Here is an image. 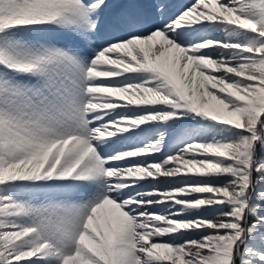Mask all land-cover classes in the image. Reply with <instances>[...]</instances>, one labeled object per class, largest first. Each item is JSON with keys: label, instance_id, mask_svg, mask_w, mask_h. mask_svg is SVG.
<instances>
[{"label": "snow or ice", "instance_id": "obj_1", "mask_svg": "<svg viewBox=\"0 0 264 264\" xmlns=\"http://www.w3.org/2000/svg\"><path fill=\"white\" fill-rule=\"evenodd\" d=\"M0 264H264V0H0Z\"/></svg>", "mask_w": 264, "mask_h": 264}]
</instances>
